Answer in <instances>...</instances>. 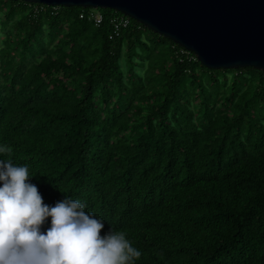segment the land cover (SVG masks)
Listing matches in <instances>:
<instances>
[{"label": "trees", "instance_id": "trees-1", "mask_svg": "<svg viewBox=\"0 0 264 264\" xmlns=\"http://www.w3.org/2000/svg\"><path fill=\"white\" fill-rule=\"evenodd\" d=\"M87 10L0 0V158L124 231L136 264H264V72L133 19L109 39L118 12Z\"/></svg>", "mask_w": 264, "mask_h": 264}, {"label": "clouds", "instance_id": "clouds-1", "mask_svg": "<svg viewBox=\"0 0 264 264\" xmlns=\"http://www.w3.org/2000/svg\"><path fill=\"white\" fill-rule=\"evenodd\" d=\"M0 145V157L10 154ZM27 164L0 158V264H136L141 251L79 199L44 202Z\"/></svg>", "mask_w": 264, "mask_h": 264}, {"label": "water", "instance_id": "water-1", "mask_svg": "<svg viewBox=\"0 0 264 264\" xmlns=\"http://www.w3.org/2000/svg\"><path fill=\"white\" fill-rule=\"evenodd\" d=\"M109 9L171 40L207 69L264 72V0H11Z\"/></svg>", "mask_w": 264, "mask_h": 264}, {"label": "built area", "instance_id": "built-area-1", "mask_svg": "<svg viewBox=\"0 0 264 264\" xmlns=\"http://www.w3.org/2000/svg\"><path fill=\"white\" fill-rule=\"evenodd\" d=\"M32 11L35 13L42 11L43 6L40 4H29ZM49 7V6H48ZM52 8V13L56 12L58 6H50ZM80 18H87L89 21H92L95 26H99L104 20V14L98 8L89 7L87 11L81 12L79 15ZM110 24L112 27V32L109 35V39H113L120 35L121 31L127 28L130 25V18L123 14H113L110 17Z\"/></svg>", "mask_w": 264, "mask_h": 264}, {"label": "rangeland", "instance_id": "rangeland-1", "mask_svg": "<svg viewBox=\"0 0 264 264\" xmlns=\"http://www.w3.org/2000/svg\"><path fill=\"white\" fill-rule=\"evenodd\" d=\"M3 36H2V31L0 30V39L2 38Z\"/></svg>", "mask_w": 264, "mask_h": 264}]
</instances>
